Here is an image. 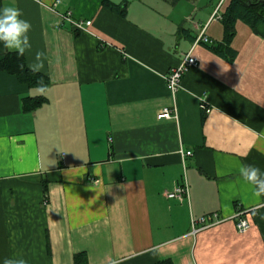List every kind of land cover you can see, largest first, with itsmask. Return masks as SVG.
Segmentation results:
<instances>
[{"label":"crops","instance_id":"1","mask_svg":"<svg viewBox=\"0 0 264 264\" xmlns=\"http://www.w3.org/2000/svg\"><path fill=\"white\" fill-rule=\"evenodd\" d=\"M55 1L0 0L31 23L26 65L43 51L48 80L39 95L0 71V264H264V196L239 173H264V38L237 21L233 60L210 49L229 0ZM188 54L174 100L165 76Z\"/></svg>","mask_w":264,"mask_h":264},{"label":"trees","instance_id":"2","mask_svg":"<svg viewBox=\"0 0 264 264\" xmlns=\"http://www.w3.org/2000/svg\"><path fill=\"white\" fill-rule=\"evenodd\" d=\"M104 5L115 9L109 2L104 1ZM242 21L248 25L253 32L264 38V0H229V5L223 15L221 22L225 29L224 41L220 44L210 47L211 50L225 57L228 61L234 58V52L229 47L230 42L235 34V23ZM21 64L25 65L23 70L19 67ZM0 71H5L9 74L15 75L18 80L30 87H36L39 80H43L44 84L48 86V80L41 74L32 72L28 69L24 56H19L17 53H7L2 60H0ZM45 99H27L24 102L25 110H32L42 105ZM82 256L76 257V264H79ZM157 264H172L169 261L158 262Z\"/></svg>","mask_w":264,"mask_h":264},{"label":"clouds","instance_id":"3","mask_svg":"<svg viewBox=\"0 0 264 264\" xmlns=\"http://www.w3.org/2000/svg\"><path fill=\"white\" fill-rule=\"evenodd\" d=\"M32 28L28 20L22 18V12L19 8L5 6L0 9V44L4 49L14 51L19 56L25 53H32V44L29 38V32ZM45 53L43 51H35L32 55L31 62L27 65L32 72L38 73L44 68ZM22 70L25 65L19 66ZM36 93L44 95L48 91L47 85L43 80H39L36 86ZM239 173L243 180L252 186L253 193L256 197L264 196V173L255 165L241 164ZM3 264H28L22 256L6 257ZM109 264H122V260L110 259Z\"/></svg>","mask_w":264,"mask_h":264},{"label":"built area","instance_id":"4","mask_svg":"<svg viewBox=\"0 0 264 264\" xmlns=\"http://www.w3.org/2000/svg\"><path fill=\"white\" fill-rule=\"evenodd\" d=\"M223 1L224 0H222L221 3H223ZM59 3L60 1L56 0L54 7ZM61 18H62L63 23L70 25L72 28L78 31H85L86 28H88L92 23L91 21L82 22L80 20H76L71 11H67L65 14L61 16ZM196 43L213 45L212 42L207 37H205L203 33L200 34V36L197 38ZM197 65H198L197 60L194 57H192L191 54H188L181 61L179 66H177L176 68H173L166 74L165 81L168 85V88L174 100H175L176 94L181 89V81H182L183 76L185 75V73L188 71L189 68L197 66ZM200 109L205 114H209L211 112V109L204 102H201ZM160 118H163L166 120H172V119L176 120L177 119L176 108L164 109L162 113L160 114ZM185 155L189 156L191 155V153H186ZM166 197L168 199L179 200V201H182L184 198L188 197V184H187L186 179L183 181L182 184H178L177 186H175V188L171 192H167ZM241 216H242V213H238L236 215V218H238V221L236 223V228L238 232L244 233L249 229V223L248 221L243 219ZM211 217H214V216H207V217L200 219V223L202 224V226L200 228H193V233H196L199 230H202L206 228L207 226H210V225H205V220L210 219ZM193 223L195 222L193 221Z\"/></svg>","mask_w":264,"mask_h":264}]
</instances>
